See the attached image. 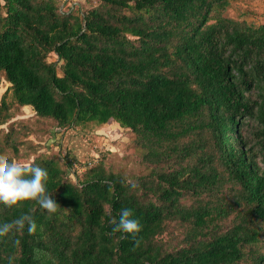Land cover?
<instances>
[{"label": "trees", "instance_id": "1", "mask_svg": "<svg viewBox=\"0 0 264 264\" xmlns=\"http://www.w3.org/2000/svg\"><path fill=\"white\" fill-rule=\"evenodd\" d=\"M230 1L0 0V127L15 107L84 136L114 122L147 169L62 145L35 154L61 207L0 204V222L27 212L38 225L0 236V264H264V25L226 17ZM124 207L135 238L113 230Z\"/></svg>", "mask_w": 264, "mask_h": 264}, {"label": "rangeland", "instance_id": "2", "mask_svg": "<svg viewBox=\"0 0 264 264\" xmlns=\"http://www.w3.org/2000/svg\"><path fill=\"white\" fill-rule=\"evenodd\" d=\"M61 9L79 8L87 10L97 6L96 0H60ZM226 17L245 21L253 26L264 25V0H231L224 12ZM55 55H50V62L56 61ZM8 83L0 82V97L8 89ZM7 93H10L7 91ZM12 118L0 127V137L12 132L18 154L6 151L5 157H13L22 163L31 162L35 154L55 155L62 145V153H70L81 161H90L100 155L104 156L106 168L126 175L145 174L147 169L140 163L132 145L133 136L129 131L120 129L110 122L101 127L92 126L85 129L88 135L66 132L57 128L52 120L35 116L30 107L13 108ZM78 169V173L82 172ZM177 235V233H176ZM180 236V234H178ZM169 236L164 235L163 239Z\"/></svg>", "mask_w": 264, "mask_h": 264}, {"label": "clouds", "instance_id": "3", "mask_svg": "<svg viewBox=\"0 0 264 264\" xmlns=\"http://www.w3.org/2000/svg\"><path fill=\"white\" fill-rule=\"evenodd\" d=\"M49 169L40 164L22 163L17 159L0 157V204L14 205L22 201H36L42 208L54 211L61 207L53 198L48 188ZM136 187V182H131ZM115 221L116 218L113 217ZM25 225L29 232L37 230L36 220L27 212L11 221L0 222V236L12 231L22 230ZM142 228L134 210L124 207L120 210L119 219L114 223V231L123 230L135 238ZM17 243H19L17 241ZM139 243V240L136 241Z\"/></svg>", "mask_w": 264, "mask_h": 264}]
</instances>
